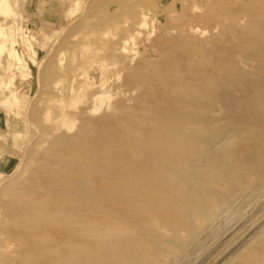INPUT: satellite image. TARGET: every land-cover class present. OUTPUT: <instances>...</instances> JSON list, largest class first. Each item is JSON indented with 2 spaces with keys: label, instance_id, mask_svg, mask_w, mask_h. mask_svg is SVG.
I'll return each mask as SVG.
<instances>
[{
  "label": "rangeland",
  "instance_id": "obj_1",
  "mask_svg": "<svg viewBox=\"0 0 264 264\" xmlns=\"http://www.w3.org/2000/svg\"><path fill=\"white\" fill-rule=\"evenodd\" d=\"M261 53L264 0H0V264H41L53 241L31 235L51 223L58 227L62 221H55L54 211L65 191L78 183L90 190L101 176L97 163L107 159V167L114 170L116 163L118 169L107 201L117 191L131 199L123 183L130 181L133 163L138 191L147 179L153 192L160 182V200L168 190L177 202L164 218L165 200L158 211L140 202L131 212L134 250L125 264H264ZM219 59L223 65L216 70L212 63ZM193 74L208 77L206 83L192 81L198 89L189 99L200 108L172 121L180 132L204 138L188 135L192 146L184 147L183 169L199 178H183L176 168L155 180L153 170L138 168L130 153L131 129L141 117L160 113L167 119L152 97L159 81L166 77L163 85H173ZM221 93L236 104L227 113L217 101ZM244 111L250 122L231 116ZM115 137L122 146L113 141V149L108 139ZM108 149L115 150V163L102 158ZM142 207H152L159 216L148 214L159 219ZM138 214L143 221L134 219Z\"/></svg>",
  "mask_w": 264,
  "mask_h": 264
},
{
  "label": "bare ground",
  "instance_id": "obj_2",
  "mask_svg": "<svg viewBox=\"0 0 264 264\" xmlns=\"http://www.w3.org/2000/svg\"><path fill=\"white\" fill-rule=\"evenodd\" d=\"M249 41H250V39H249ZM255 41L256 40H254V42ZM248 53H249V51H248ZM263 56H264V54L261 53L260 58H263ZM254 60H255V58H254ZM222 65H223V63L220 59L217 61H213V63H212L213 68L216 67L215 68L216 70L218 67H220ZM190 68L187 69V72L188 71L191 72ZM169 78H171V77H169ZM207 79H208V77L206 74H205V76L201 75L198 77H196L193 74V77L191 75L187 76V78H185L182 83L176 82L177 84L174 83L175 85L174 84L173 85H171V84H166V85L164 84L163 85L164 82L169 81V79L165 77L163 80L164 82H162L163 86L160 85L161 82L159 81V85H157V93L155 94V96H152V97H154V99L156 100L154 102L158 101L161 103V105H162L161 109L164 110L165 112H167V115H168L167 119L161 120V117L159 115L160 113L158 115H153L152 117H141L138 119V122H136V123H138L137 127L134 130L131 129L132 132L130 135L131 137H130V142H129L130 153L133 157L139 159V163H141V165H140L141 167L137 166L138 168H141L142 170H143V168H144V170L150 168L153 170V174H152L153 179L157 180V178H162L163 174L169 173L170 171H174L176 168H181V170L184 171V173H185L184 175H186L183 178H188L191 180L195 179L196 181L198 180L199 177L192 175L193 174L192 171L186 173V170L183 169L184 168L183 167V162H184L183 158H184V155L187 151V149H185L184 147H188L187 144H191V146H192V142H191L192 139H195L198 141L201 139V141H204V140H202L204 138H201L200 133H198V132L193 133V131H190V130L186 131V130H188V128H186V130L184 128V130L186 132H182V131L180 132V126H179L180 124L178 122L172 121V119L177 121L178 118H181V115L188 118V117H190L191 114L196 113L193 111H195L196 109H198L200 107L195 106V104H193V102L189 99V97L191 96L190 94L196 93L195 91H197V89H198V85H196V83H201V84L206 83ZM242 79H243V77H242ZM165 80H167V81H165ZM193 80H196L197 82L193 84V82H192ZM250 83H251V81H250ZM150 84H151V82H150ZM222 86L227 88L226 84L225 85L223 84ZM152 87L154 88L156 86L152 85ZM219 88L221 89L220 86H219ZM154 90H155V88H154ZM180 91H182L185 94H179L178 92H180ZM185 95H188V97L184 98ZM229 96L227 97L226 95L222 94V96L218 95V97H217V101L223 107V110L226 113L229 110H233L234 107H236V104H234L235 103L234 99H229ZM149 100H151V99H149ZM147 101H148V99H147ZM208 107H210V106H208ZM231 116L234 119H236L237 123H239L242 121H244V122L249 121L248 118H249V116H251V114L248 115L244 111V115L242 117H238L235 115H231ZM205 120H206V122L211 121L209 118H207V119L205 118ZM235 123H233V124H235ZM130 124H132V123H130ZM249 124L252 125V123H248V125ZM183 126H185V125H183ZM243 128L244 127L239 126V128L237 129L238 132L244 131L245 128L244 129ZM103 134H105V133H103ZM109 134H110V132H109ZM121 135H124V134H121ZM188 135L192 136L193 138L191 140L188 139ZM103 136H101V138L102 137L105 138V135H103ZM185 136H187L186 139H185ZM78 138H79V136H78ZM116 138L120 139V137H115V138H113L114 140L108 139V141H112L110 143L114 144V145H110V146H112V147L116 146L115 145L116 143H113V141H116ZM105 141H107V139H105ZM120 141H122V140H120ZM78 142H80V141L78 140ZM104 143H106V142H104ZM104 143L103 144L101 143V144L104 145ZM107 143H109V142H107ZM117 144H119V142H117ZM123 145H125V144H123ZM218 145H220V143ZM119 146H120V144H119ZM120 147H119V149H121ZM114 148L115 147H113V149ZM109 149H108V151L106 150V152H103L102 158L104 159L106 157V155H108L109 160H112V162L115 163V161L113 159H110V156L112 157V154H114L112 151H115V150L110 151ZM128 150H129V148H128ZM208 150H210V149H208ZM122 151H124V150H122ZM191 151H192V149H191ZM92 152H93V150H92ZM113 156H115V154ZM204 156H205V154H204ZM80 158H82V157H80ZM112 158H114V157H112ZM208 160H210V159L207 158V163L209 162ZM107 161H108V159L106 161L100 160L99 162H101V163H97L98 169L100 171H102L101 176L99 177L98 180H96L97 181L96 185L94 183H92L94 185L90 186L91 183H89L90 188L91 187L92 188L90 190H88L86 193L83 191L86 187L83 185H79V183L76 185L77 186L76 188H74L72 186L74 188V189H72L73 192L71 190L65 191L64 200L59 201L57 203V205L55 207H58V209H56L57 211H54V215H55L54 218H58V219H55V221H58L59 219H61V221H62V223L59 224L58 227L55 226L58 224H53L55 226L54 227V226H51L52 225V223H51L50 227L46 226L43 229H41V232H42L41 234H39L38 232L35 234V232H34L35 235H33V234L31 235V238L33 240L37 239L39 236H42V237L45 236L48 238L51 237V240L53 241L52 247H50L52 249L49 251V254L43 259L41 264H125V261L130 262V259L132 257V256L130 257V254L133 252L132 250H134L130 246V214H131V212L134 214V211L137 210L140 202L141 203L146 202V203H148V205L150 204L151 206H154V209L158 211V208L160 209L164 206V204H162V200H165L169 204V207H167L168 211L166 209H164V211L161 210L163 218H164V216L172 213L171 212L172 210L176 209V205H177L176 198L174 197L173 194L169 193L170 191L168 192V190H166L167 192H163L162 193L163 197L161 195V199L162 198L163 199L160 200V197H159L160 191H158L159 185H162V184H160V182L158 185V189L156 188L153 192V191H150L151 190L150 185H151L152 181L147 179L144 183L143 179L141 178L140 180H142V182L144 184V186H143L144 190L139 189L140 191H138L136 189V187L138 185L139 186L141 185V183H138L140 174H136V173H138V170L136 167L131 166L133 163L130 164V171H129L130 174L129 175H131V176L128 175L130 177V178L128 177L130 179V181H127V182L124 181V183H123L126 186V189H125L126 192L128 191L130 194L132 191L131 199L129 197H123L124 195L120 196L121 193H123V191L121 193L119 191H117V193L115 195V199L107 201L106 199H108V198H106L105 196L108 194V192L111 191L112 188H110V187L115 186V183L117 181L115 182L114 178L117 179L115 175L118 174V169H116L117 164L115 163V167L113 165L114 170H112L111 165H110V167H107V163L110 164V161H108V162ZM136 161L138 162V160H136ZM124 162H125V160L123 161V163ZM214 162H213V164L215 165L217 163V161H216V163H214ZM120 163H122V162H120ZM135 163L136 162H134V164ZM136 165H138V163H136ZM204 166H206V164ZM120 168H121V166H120ZM132 168H134V171L132 170ZM135 168L137 171L135 170ZM196 170H197V168L194 169V171H196ZM124 171H127V170H124ZM147 172L145 171L146 174H147ZM150 174H151V172H150ZM171 174H173V173H171ZM165 176H167V175H165ZM141 177H143V176H141ZM145 178H148V176L146 175ZM85 181H87V180H85ZM170 181L172 182V180H170ZM177 182H178V180H177ZM53 184H54V182H53ZM157 184H158V181H157ZM55 185H57V184H55ZM168 185H167V187H168ZM162 186H160V187L162 188ZM164 186H166V185H164ZM57 188H56V190H57ZM59 188H58V190H60ZM56 190H55V192H56ZM162 190H163V188H162ZM189 191L190 190L187 189V192H189ZM184 192L185 191H183V193ZM123 194H125V193H123ZM160 194H161V192H160ZM132 198H134V199H132ZM180 199L182 200V198L179 197V200ZM105 200L107 202H105ZM130 200H132V201L130 202ZM148 201H150L151 203ZM149 208H146L147 211L145 208H143L142 210L144 211V209H145L144 212H147V214L152 212V211L156 212V213H154V215L159 216L157 211H155L154 209L152 210V207H151V209H150L151 211H150ZM60 209H63V213H62V210H60ZM153 212L151 213L152 215H153ZM161 212L159 211L160 216H161ZM170 215H172V214H170ZM151 217L152 216H150V219H151ZM154 217H152V219ZM143 218H145V216L143 217L141 214L140 215L138 214V215H136V217H134V219H136V220L142 219L141 221H143ZM155 218H154L155 221H157V219H159V217H157L156 219ZM150 219L148 218V221ZM98 222H100V225L98 227H93L92 224H94V223L98 224ZM151 223L154 224V221L152 220ZM12 224H14V223H12ZM104 224H105V226H104ZM120 224L122 226H121V228H118V225H120ZM154 225H157V224H154ZM2 239H3V236H2ZM47 240L50 242V239H47ZM5 243H4V245H5ZM21 243H22L24 249L25 248L28 249V247H30L29 244H27L28 240H26V241L23 240ZM50 243H52V242H50ZM1 245H2V243H1ZM8 246H9V244H8ZM139 247H137V249ZM137 249L135 250V253H138V252H136ZM136 256L139 257L140 255L137 254ZM134 258L135 257H133L132 259H134ZM135 261L136 260H134V262ZM137 263L138 262H136V264ZM139 264H141V263L139 262Z\"/></svg>",
  "mask_w": 264,
  "mask_h": 264
}]
</instances>
